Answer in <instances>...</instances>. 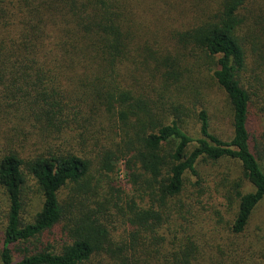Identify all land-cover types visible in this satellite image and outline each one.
<instances>
[{"label":"trees","instance_id":"16d2710c","mask_svg":"<svg viewBox=\"0 0 264 264\" xmlns=\"http://www.w3.org/2000/svg\"><path fill=\"white\" fill-rule=\"evenodd\" d=\"M197 61L229 141L204 109L193 138L167 95L199 96ZM252 108L264 118V0H0V264H222L184 194L203 192L199 164H235L217 207L244 234L264 201Z\"/></svg>","mask_w":264,"mask_h":264},{"label":"rangeland","instance_id":"374dc122","mask_svg":"<svg viewBox=\"0 0 264 264\" xmlns=\"http://www.w3.org/2000/svg\"><path fill=\"white\" fill-rule=\"evenodd\" d=\"M201 61L195 65V76L199 83L196 84V90L200 94L197 98L190 94V89L185 88L174 92L172 86L167 95L173 94L172 98H185V108L187 114L183 117L186 122V130L193 138L198 137L197 114L200 110H206L209 117L211 132L223 141H229L232 137V126L230 110L223 93L214 85L211 80V74L205 71ZM186 74V73H185ZM187 77V74H186ZM179 84L180 87L186 86V80ZM250 134L257 139L264 152V118L257 114L252 108L249 116ZM264 159V153H263ZM264 161V160H263ZM233 163L220 162L219 164H199L197 170L202 177L203 192L191 191L184 194L190 201H198L199 205L191 210L188 220L193 225L197 224L200 230V237L206 244V257L214 256L221 259L222 264H264V201L255 209L251 221L244 234L235 237L228 231L229 221L231 220V211L227 210L224 202L220 199L221 188L218 182L219 176H237V169ZM32 187L28 182L27 187ZM245 192L251 191L248 184L245 185ZM39 200L27 194V207L22 215L25 222H29L35 210L39 207ZM222 203V207H217ZM192 216V221L190 220ZM189 224V225H190ZM2 229L0 228V239ZM222 252V256H221Z\"/></svg>","mask_w":264,"mask_h":264}]
</instances>
